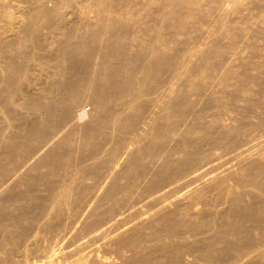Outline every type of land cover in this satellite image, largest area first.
<instances>
[{
    "label": "bare ground",
    "instance_id": "obj_1",
    "mask_svg": "<svg viewBox=\"0 0 264 264\" xmlns=\"http://www.w3.org/2000/svg\"><path fill=\"white\" fill-rule=\"evenodd\" d=\"M124 1L0 0V130L14 132L0 136V246L7 242L10 246L3 264L58 262L62 251H54L55 244L52 250L25 249L22 258L18 255L21 259L13 257L22 234L45 220L55 223L56 219L69 225L71 232L80 225L74 239L80 232L92 238L85 243L87 249L82 247L89 264H235L238 260H243L242 264H264V220H255L259 214L264 218V200H257L255 195L264 192L255 189L264 171L260 149L264 142L201 172L125 222L107 223L98 206L84 215L91 197L81 205L83 210L68 214L71 202L76 203L92 188V196H97L122 166L127 168L122 178L137 185L164 153L178 154V163L192 170L203 162L201 153L194 151L198 141L187 144L183 139L194 127L206 133L213 130L212 122L233 109L228 103L235 98L230 92L216 90L214 77L221 72L223 89L233 79L227 72L233 67L224 70L223 65L232 60L228 50H233L236 35L244 31H233L234 16L238 6L260 0H150L157 7H150L156 20L147 27L154 33L150 40L142 38V30H131ZM80 2L98 5L96 27H88L86 32L85 25L69 26L60 21L58 8ZM87 12V8L82 11L80 19H88ZM150 13L147 16L154 19ZM207 17L210 22L213 19L212 30L211 26L205 30L200 26ZM42 27L50 31L68 29L62 30L64 38L56 52H50L40 36ZM198 28H202L199 38L187 36ZM230 33L234 36L224 44L222 39ZM180 34L187 37L180 38ZM229 43L232 46H227ZM226 52L230 54L225 56ZM211 56H215L213 61ZM96 58L99 61L95 62ZM237 61L231 62L233 66ZM257 66L251 69L256 71ZM84 94L92 105L91 117L82 128H73L74 111L84 101ZM210 109L220 112L207 119ZM150 118L153 123L148 125ZM203 120L205 127L198 126ZM184 124L188 127L180 131ZM231 127L236 126H216L209 140L213 148L221 146L220 138L237 137L244 130L243 126ZM66 128L74 140L79 138L82 148L73 150L75 143L71 147L67 144ZM61 133L64 136L56 142ZM254 154L259 158L254 162L256 171L247 175L254 187L248 184L250 192L235 172L229 173L231 187H226L223 180L216 184L218 194L227 200L226 207L205 228L218 222L220 232L207 231L203 238L193 233L200 227L183 232L178 217L163 221L162 228L160 220H152L157 212L168 214L170 205L186 201L232 164ZM170 162L168 158L164 165ZM163 169L157 173L162 179L168 177ZM113 179L102 200L117 196ZM72 188L80 189V193H71ZM58 196L61 198L56 201ZM242 212L255 215L245 219ZM192 219L197 220V216ZM253 220L256 224L247 226ZM255 227L260 232L257 236L251 235ZM214 246L221 249L214 250ZM70 264L83 263L75 258Z\"/></svg>",
    "mask_w": 264,
    "mask_h": 264
},
{
    "label": "rangeland",
    "instance_id": "obj_2",
    "mask_svg": "<svg viewBox=\"0 0 264 264\" xmlns=\"http://www.w3.org/2000/svg\"><path fill=\"white\" fill-rule=\"evenodd\" d=\"M96 1V0H94ZM152 1V0H151ZM150 0H125L123 2L124 6L128 7L127 14H126V20L131 26L132 31L142 30L139 33V35H142V38L145 40H150V38H153L154 33H150L152 30H149L147 27L151 24L155 23V16L154 12L153 16L150 17V15L147 16V13L151 12V8L153 10L154 8H157L156 5L151 2ZM243 3V0H242ZM257 4L253 2L247 1L244 5L238 6L239 12H236V15L234 16V25H233V31H238L243 29L244 31L240 33V35H236V40L234 42L233 50L229 49V52H232L231 54L226 52L227 56L228 54L232 55V60H227L228 62H233L235 59H239L240 61L236 62V65L233 66V63L227 62L228 65H223L225 68L224 70H229L233 67V70H230L232 72H228V76L231 80V82L227 85L225 89L221 86V72L217 74V77L215 78V89H221L227 92H230L235 100L233 103H228L229 108H233L231 111H229L226 115H223L219 118L215 119V122H212L214 128L213 130H208L206 133L205 131H201L199 127L193 128V130L190 132V134L185 136V139H183L187 144H192L195 141H198V144L194 147L195 154L201 153V155L204 157V160L202 163L197 165L194 170L190 169L189 165H180L178 163V154L170 155L167 153H164L161 155L159 161L156 163L155 160L151 164V166L147 169L145 175L143 178L140 179L139 183L137 185H132L129 182V178L124 179L122 178V173L127 169L122 166L118 173L116 174L115 179L114 176L112 179L116 181L117 183V196L115 198H107L102 200V197L105 195L107 188L112 185L111 180L108 182V184L105 186V188L97 195L92 196V189L91 191H85L84 193H88V196L80 197L76 203L71 202L68 209V214L77 213L80 210H83L84 208H81V205L84 204L86 201H89L88 208H85V212L87 215L90 214L92 210H95V207L98 206L99 211L101 212L103 218L107 223H111L112 221L117 223L125 222L132 217H134L137 213L141 212L142 210L146 209L156 201H158L160 198L164 197L169 193L170 191L175 190L177 187H179L181 184L193 179L201 172L211 169L216 166H221L222 164L229 161L231 158H233L235 155L240 153L241 151L252 147L256 144H262L264 142V0H260L259 2H256ZM65 7V8H64ZM63 8H58V11L61 15L60 21H63L66 25L71 24H80V26L85 25L86 30L90 27H96V16H97V9L98 5L95 2L89 3L88 5L84 4L83 2L78 3L74 7L71 6H64ZM151 7V8H150ZM74 8V9H73ZM86 8L88 9L87 14L89 15L88 19L87 17L80 19L82 16L80 15L82 11H85ZM150 13V14H152ZM81 17H80V16ZM151 19V21L148 20ZM96 18V19H95ZM208 18V19H207ZM202 21L200 26H203L204 30L207 29V27L211 26V30L214 27V24L212 21L210 22L209 17H207ZM211 18V17H210ZM76 21H75V20ZM89 22H85L84 20ZM196 20V18H195ZM81 21V22H80ZM176 22V20H174ZM148 22V23H147ZM42 24V22H40ZM86 23V24H85ZM211 23V24H210ZM207 24V25H206ZM88 25V26H87ZM199 26V27H200ZM89 27V28H88ZM145 27V29H144ZM206 27V28H205ZM216 27V26H215ZM199 30L191 31L190 33L178 35L180 38H186L187 36L190 37H198L202 30V28H198ZM62 30L67 31L68 29H58L54 31H50L46 27H42L40 29V36H42V39L44 38L45 44H48L50 52H56L58 50V42L64 38L62 35ZM262 32V35L258 34V31ZM144 31V33H143ZM150 31V32H149ZM199 31V32H198ZM153 32V31H152ZM186 33V32H185ZM194 33V35H193ZM197 34V35H196ZM187 35V36H186ZM186 36V37H185ZM202 36L204 37V33H202ZM234 36V33H230L228 36H225L222 41L223 43H228L229 38ZM18 38V37H17ZM148 38V39H147ZM19 40V38H18ZM227 46H232V43L228 44ZM226 47V46H225ZM227 48V47H226ZM225 50V48H224ZM228 53V54H227ZM224 52L221 54V58L223 57ZM215 56H211L210 61H213ZM226 58V57H225ZM229 58V57H228ZM98 58L94 59L95 62L99 61ZM226 64V63H225ZM256 64V65H255ZM260 64V65H258ZM231 65V66H230ZM257 66V70L253 71L251 69L252 66ZM230 67V68H229ZM237 69V70H236ZM219 71V70H218ZM34 72H36L34 70ZM223 72V70H222ZM230 74V75H229ZM229 80V81H230ZM220 82V83H219ZM87 93V92H86ZM87 94H84V101H81L79 104V108H76L74 113L75 118H72V121L75 125H70L68 128L71 130V126L74 128H82L90 119L91 113H92V105L88 99L86 98ZM228 95V97H229ZM227 97V99H228ZM84 102V104H82ZM202 102V101H201ZM229 102V100H228ZM202 104V103H201ZM197 109L199 108L200 104H197ZM78 107V106H77ZM81 108V109H80ZM77 110V111H76ZM83 112V113H81ZM219 109H210L206 112L207 119H211V116L215 113H219ZM81 114V115H79ZM78 115V117H77ZM153 115V114H152ZM155 115V114H154ZM74 117V116H73ZM152 117V116H151ZM156 117V116H155ZM78 120V121H77ZM148 124L150 125L153 123V120L150 118L148 120ZM188 125L190 123V119L187 121ZM188 125H181L180 131L186 129ZM224 125V126H236L231 128H238L239 126H243L244 130L237 136V137H231L229 139H221L222 142L221 146L213 148L211 144L209 143V140L213 139V135H215V129L216 126ZM147 128V125H145ZM198 126L205 127V121H200L198 123ZM64 130L63 132L65 135H67L68 138H74L70 133H68L69 129ZM4 133L12 134L14 133L13 130L10 131V129L5 128L3 130H0V136ZM61 133L60 136L56 139V142L64 136ZM69 134V135H68ZM67 138V144L72 146L74 143V149H80L83 146L79 143V138L77 139H71L69 140ZM71 141V142H70ZM77 146L80 147L76 148V142ZM261 141V142H260ZM259 142V143H258ZM53 144V143H52ZM55 144V142H54ZM214 146H218V143L216 141H213L212 143ZM68 145L66 146L67 148ZM174 145V142H172L171 146ZM70 146V147H71ZM262 154V160H264V146H260ZM260 149H258V153L260 152ZM204 152V153H203ZM74 156H77L79 154H73ZM168 158H171V162L167 165H164L166 160ZM259 157L254 155H250L246 157L245 159L240 160L236 164H232L228 169L225 170V172L221 175L219 174L214 180H212L209 184L204 185L202 188H199L197 192L192 195L190 198L186 199V201H177L173 205H170L166 214L164 211L157 212L152 217V220H160L162 223L160 224L159 228H162L166 222H170V220H173V218H180L181 219V228L182 231H188L193 232L192 230L195 227H200L197 229V231H194V234H198L199 237H206L207 231L211 234H214L216 231L220 232V228L217 226L218 222L216 224H213L209 228H205L208 221L212 220L214 217H219L221 213L223 212L224 208L226 207L227 200L225 197L221 196L220 193L218 194V188L216 187V184L220 181H224L226 187H231L233 184V181L229 178L230 172H235L240 174L239 178L241 181L246 185L247 192H250L251 188L248 186L251 185V179L248 182V174L256 171V164L254 162H258ZM156 159V158H155ZM161 168H164L162 170L163 175L167 174L168 177L162 179L157 173ZM259 172V171H257ZM129 175H132V172L129 173ZM259 180V188L264 190V171L262 172V175L258 178ZM151 182H155L153 185L150 186ZM126 184L128 186H126ZM235 184V183H234ZM253 187V186H252ZM254 188V187H253ZM71 193H80V189L72 188ZM256 199H262L264 200V192H255ZM3 196L1 194L0 198ZM221 197V198H220ZM61 197H56V201L59 200ZM219 198V199H217ZM82 199V200H81ZM81 200V201H80ZM246 200V199H245ZM249 202L248 200H246ZM56 206L53 209H56ZM245 215V219L251 218L255 214H251L249 212H242ZM197 216V220L193 221L192 217ZM256 221H263L264 218L259 214ZM255 220L249 221L247 223V226H250L252 224H256ZM168 224V223H167ZM76 225V229L74 228L71 232V229H69V225L61 224V222L58 223V220L56 219V222L53 223L52 220H45L42 222L41 226H35L31 228L32 230L22 234L23 237H20L22 240L20 241L18 239L17 244V255L13 256L15 259L19 260L22 258L23 252L26 250H32V249H46L51 248L53 249L54 245V251H62L59 255V258L56 259L58 262L54 261L52 263H59V264H70L72 261L77 258L81 261L83 264H89L91 261L87 258H85V254L87 252H83L82 247L84 249H87V245L85 244L88 242L87 240L92 239L91 237H85V233H82L84 237L81 235V232L78 237L82 236L81 241H78L79 238L74 236L77 235L80 225ZM170 225V224H168ZM176 225V224H175ZM65 227V229H62ZM68 232H67V228ZM2 227H0L1 229ZM158 228V229H159ZM60 229V230H59ZM205 229V230H203ZM258 228H253L251 231V235L257 236L260 234V232H257ZM3 230V229H2ZM71 234H69L70 232ZM74 232V233H73ZM67 233V234H63ZM79 233V232H78ZM62 234V235H61ZM62 236V240L61 236ZM133 235H137V231L133 232ZM2 236V235H1ZM0 236V237H1ZM74 239V241L72 240ZM78 239V240H77ZM70 241V243H67V241ZM63 241V242H62ZM73 241V242H72ZM73 244H72V243ZM83 245H81V244ZM68 244V245H67ZM72 244V245H71ZM80 244V245H78ZM70 245V246H69ZM74 245V246H73ZM86 245V246H85ZM69 246V247H66ZM43 247V248H42ZM77 249H75V248ZM201 247V246H200ZM10 246L8 245V242L5 245L0 246V264H3L4 258L9 253ZM58 248V249H57ZM66 248L71 250H66ZM74 248V250H73ZM219 250L221 248H218L217 246H214V250ZM86 251V250H85ZM199 251V249H197ZM21 258H19V256ZM73 259V260H72ZM3 260V261H2ZM40 263V262H39ZM38 262H35L33 264H39ZM243 260L236 261L235 264H242ZM198 264H206L205 262H198Z\"/></svg>",
    "mask_w": 264,
    "mask_h": 264
},
{
    "label": "built area",
    "instance_id": "obj_3",
    "mask_svg": "<svg viewBox=\"0 0 264 264\" xmlns=\"http://www.w3.org/2000/svg\"><path fill=\"white\" fill-rule=\"evenodd\" d=\"M39 264H59V263H39Z\"/></svg>",
    "mask_w": 264,
    "mask_h": 264
}]
</instances>
